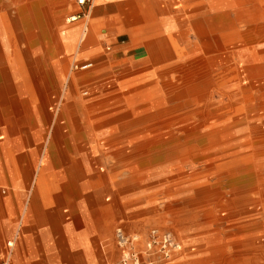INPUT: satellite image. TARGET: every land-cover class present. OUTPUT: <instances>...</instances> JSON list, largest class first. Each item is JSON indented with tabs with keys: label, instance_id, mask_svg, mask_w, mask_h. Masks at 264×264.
<instances>
[{
	"label": "rangeland",
	"instance_id": "obj_1",
	"mask_svg": "<svg viewBox=\"0 0 264 264\" xmlns=\"http://www.w3.org/2000/svg\"><path fill=\"white\" fill-rule=\"evenodd\" d=\"M18 1L0 0V73L8 75L0 83V121L4 120L0 123V199H31L35 186L37 197L42 198L40 191L46 187L42 170L49 153L63 148L52 157L58 163L61 157L63 164L51 170L65 168L66 173L53 176L61 180L70 171L72 178L68 189L60 183L53 188V199L72 193L67 199H90L99 209L96 243L85 245L83 264H122V249L115 239L119 227L138 236L134 249L142 260L151 228L174 236L180 249L165 259L151 255L154 264H264V15L256 21L244 18L235 27L214 22L207 27L212 0H176L179 11L171 22L176 33L163 39L172 43L150 45L168 52L155 59L143 42L136 51L140 56L127 59L128 49L117 51L111 42L99 43L97 29L92 45L81 44L82 33L87 24L91 26L90 0L82 4L33 0L35 18L43 10L49 13L48 23L57 27L63 44L60 52L55 48L57 55H67L70 66L78 62V68H71L82 78V83L76 82V100L83 96L84 101L96 102L120 89L143 87L126 93L124 99L108 97L109 107H96L97 118L108 116L113 132H82L72 140L78 148H72L69 139H53L50 128L43 138L34 139L32 125L11 123L24 110L25 119L47 118L52 125L71 90L67 72L52 110H46L41 100H37L40 112L30 104V110L24 108L23 100L19 105L27 84L18 58L27 43L17 41L20 21L14 5ZM219 3L226 1L217 0L213 7ZM71 15L76 16L74 21L67 20ZM197 22L204 23L203 28ZM203 29L205 36L199 33ZM46 36L48 41L39 42L35 34L36 50L39 46L54 49L52 35L47 31ZM209 55H213L211 69L198 68L203 63L199 58ZM89 61L90 68L80 69ZM152 74L143 85V77ZM17 127L19 135L5 132ZM77 129L82 131V125ZM12 234L13 229L1 235L0 262L12 264ZM62 251L61 244H46L38 251L39 260L61 264Z\"/></svg>",
	"mask_w": 264,
	"mask_h": 264
},
{
	"label": "crops",
	"instance_id": "obj_2",
	"mask_svg": "<svg viewBox=\"0 0 264 264\" xmlns=\"http://www.w3.org/2000/svg\"><path fill=\"white\" fill-rule=\"evenodd\" d=\"M223 1H226V3H219L218 7H213V4L216 5L217 0H212L210 9L213 10V13L206 22L207 27L208 25L212 26L213 22L235 27L237 26V22L244 20V18L247 21H256L264 15V0H251L253 3H246L248 0ZM90 2L92 8L91 26L87 24L86 32L82 33L83 41L81 44L85 47L94 43L97 29L99 33L97 36L98 42H111L117 51L128 49L124 53L127 59L138 58L140 56L136 51L139 50L140 45H143V42L149 44L148 50L151 52V55L157 56L155 59L160 57L159 53L168 52L166 48L150 45L158 42L172 43L170 40L163 39L164 37L169 38V36L176 33L171 24L179 11V4L176 0H90ZM257 4L261 5V7L257 6ZM17 5H14L20 21L17 26V41L27 43V48L21 49L18 58L20 61L19 69L21 74H25V83L27 84V87H25L27 90L26 97L18 99L19 105L20 101L23 100L26 103L23 106L24 108L27 107V110H30V105H32V108L35 107L36 111L40 112L39 107L37 108V100H41L40 102H42L46 110H52L57 99L59 87L67 72L71 76V79H69L71 90L66 96L67 101L61 102L52 125H50L47 118H42L41 121L37 122L25 119L23 116L24 110L22 111V117L20 114L19 118L13 117L11 123L19 127L22 124L32 125L34 139L43 138L50 128L53 139H69L72 148L76 145V143L75 145L73 144L74 141L72 140L79 137L82 132L90 134L113 132L112 129L111 131L109 130L108 116L103 119L97 118L95 114L96 107H109L110 102L107 100L108 97H112L111 99H113L115 96L124 99L126 93L139 91L143 87H132L127 91L120 89L114 93L107 94V96L105 95V97L96 102L84 101L83 96H78L79 99L76 100L74 97L75 86L82 83L79 82L82 78L79 77L81 75L79 72L72 73L71 68H76L75 65H78V62L75 61L71 67L70 59L67 55L61 56L55 52L56 49L58 51V48L60 49L59 52L63 50V44L60 43L57 37L56 25L48 23L49 13L46 14L42 10V14L36 19L33 10V0H19ZM45 7L47 9V6ZM230 13L233 14V17L230 16ZM197 26L203 28L204 23L197 22ZM35 29L37 30L36 32L34 31ZM47 31L52 35L53 44L55 45L54 49L51 50V48L47 49L39 46L36 50L35 34H37L39 42H45L49 39L46 36ZM203 32L204 29L199 31L201 36H205V32ZM121 37H124L125 41L121 40ZM211 44L212 41L209 47V50L212 52ZM57 46L58 48H56ZM51 52L53 55L50 54ZM114 54L117 55L116 52ZM52 56H56L53 58V61L49 59ZM212 57L213 55L200 57L199 59L203 63L198 68L209 71L211 69L210 62ZM89 62L90 65L86 68L92 66V62ZM69 66L70 70L67 71ZM87 73L91 75L92 71ZM87 73L85 72V74ZM152 76L153 74L149 78L143 77V85ZM84 93L86 94L87 91ZM123 106L126 107L127 105L124 104ZM0 123L3 124L4 120L1 119ZM81 125L82 131H79L77 127ZM19 127L14 131H11L10 128L9 131L5 132L12 134V136L19 135ZM38 133L39 135L43 134V136L38 137V135H35ZM5 137L10 138L9 135ZM76 146L78 148V145ZM61 151H64V149L51 150L49 153L50 159L44 165V169L42 170L44 174L41 177L45 180L46 190L42 198H39V195L37 197V187L35 186L31 199H0V249L4 248V239L1 235H5V231L13 229V243H10V245L15 246L12 264H21V259L23 264H41L38 251H41L46 244L63 245V251L60 256L62 258L61 264H83L85 245L89 247L96 243L99 209L95 202L93 200L90 201V199H67L74 196L72 193L71 195L70 193H62L63 196L60 199H53L52 197V190L57 184L60 183L61 187L67 188L69 187L67 186V181L72 178L70 171H67V174L64 176L61 174V180L59 177L53 176V173H58L59 171L61 173L65 172V168L63 169L64 171L60 169L53 172L51 170L59 167V165L61 167V164H63L61 157L60 164L53 162L52 159L53 156L57 157L56 153ZM30 170L28 171L27 178L30 176ZM41 177L38 180V184ZM54 183L55 185H53ZM35 204L39 206L38 210L37 206H34ZM39 204H50L54 205V207H42ZM57 205L59 206L57 207ZM4 262L7 264V260Z\"/></svg>",
	"mask_w": 264,
	"mask_h": 264
},
{
	"label": "built area",
	"instance_id": "obj_3",
	"mask_svg": "<svg viewBox=\"0 0 264 264\" xmlns=\"http://www.w3.org/2000/svg\"><path fill=\"white\" fill-rule=\"evenodd\" d=\"M85 0H77L79 4ZM90 65L86 63L83 66ZM115 239L117 244L122 249V264H154L155 261L150 257L153 254H158L162 259L168 258L170 254L180 248V243L167 230H160L153 227L149 230L148 238L145 242L143 251L144 259L142 260L140 253L134 249L135 243L138 240L137 235L126 233L122 228H117L115 231ZM0 264H5L1 262Z\"/></svg>",
	"mask_w": 264,
	"mask_h": 264
},
{
	"label": "bare ground",
	"instance_id": "obj_4",
	"mask_svg": "<svg viewBox=\"0 0 264 264\" xmlns=\"http://www.w3.org/2000/svg\"><path fill=\"white\" fill-rule=\"evenodd\" d=\"M28 5V4H27ZM76 19V16L75 15H72V16H70V17H68V21H73V20H75ZM1 20H2V17H1V15H0V27H1ZM42 47V46H41ZM253 59L255 60V61H257L256 60V56L254 55V57H253ZM1 62V61H0ZM3 63V62H2ZM86 64V63H85ZM84 65V64H83ZM81 66V68L82 69H85L87 66H89V65H86V66ZM2 67V66H1ZM75 67L77 68V67H79L78 65H75ZM7 68V67H6ZM9 69V68H8ZM7 69V70H8ZM1 72V71H0ZM9 77H10V75H9ZM8 78V75H6V74H4V72H3V74H1L0 73V83H2L3 84V82L6 80ZM6 86V85H5ZM8 87V86H7ZM7 87L6 88H4V90H5V92L8 90L7 89ZM9 92V91H8ZM65 115V114H64ZM70 116V115H69ZM66 118V117H65ZM68 122V121H67ZM65 129V128H64ZM8 143V142H7ZM15 145H16V143H15ZM16 147V146H15ZM10 161V160H9ZM6 165H7V163H6ZM11 167V166H10ZM66 185V184H65ZM68 186V185H67ZM67 189H68V187H67ZM45 190H46V187L42 190V191H40V194H41V196L43 197L44 195H45ZM162 230V229H161ZM180 249V248H179Z\"/></svg>",
	"mask_w": 264,
	"mask_h": 264
}]
</instances>
